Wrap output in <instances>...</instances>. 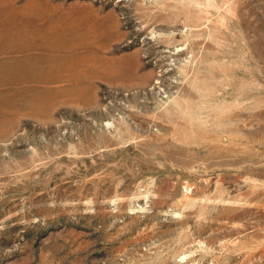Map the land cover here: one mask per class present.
<instances>
[{"label": "rangeland", "instance_id": "374dc122", "mask_svg": "<svg viewBox=\"0 0 264 264\" xmlns=\"http://www.w3.org/2000/svg\"><path fill=\"white\" fill-rule=\"evenodd\" d=\"M0 264H264V0H0Z\"/></svg>", "mask_w": 264, "mask_h": 264}]
</instances>
